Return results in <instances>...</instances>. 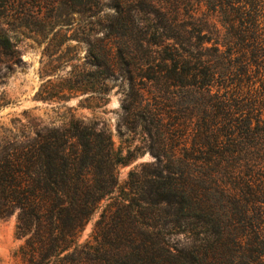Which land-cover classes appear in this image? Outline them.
<instances>
[{
  "label": "trees",
  "instance_id": "obj_1",
  "mask_svg": "<svg viewBox=\"0 0 264 264\" xmlns=\"http://www.w3.org/2000/svg\"><path fill=\"white\" fill-rule=\"evenodd\" d=\"M182 3L183 20L163 17L169 33L134 67L128 45L98 52L87 29L103 20L98 39L131 31L121 0H0V80L21 63V38L56 26L58 36L86 14L81 36L60 42H86L88 67L47 79L35 98H102L120 77L143 134L116 148L98 121L72 118L0 145V217L15 214L24 264H264V0ZM146 151L154 159L120 186L117 167Z\"/></svg>",
  "mask_w": 264,
  "mask_h": 264
},
{
  "label": "rangeland",
  "instance_id": "obj_2",
  "mask_svg": "<svg viewBox=\"0 0 264 264\" xmlns=\"http://www.w3.org/2000/svg\"><path fill=\"white\" fill-rule=\"evenodd\" d=\"M111 3V0H100ZM126 25L131 31L122 28L110 38L103 37L102 27L107 21L88 24L90 33L97 32L93 44L98 52L109 51L114 54L120 48L129 46V58H124L134 67H145L151 59L146 49L156 50L158 47L151 43H163V35L167 34L163 26L164 18L170 16L175 25L184 18L183 0H121ZM111 6H103V12L111 11ZM127 10V11H126ZM72 29H61V34L54 35L59 27H53L45 32L46 38L35 35L21 38L18 47L21 63L3 80H0V145L7 142H20L22 135L34 134L43 128L59 127L70 119L96 120L111 132V138L116 148H123L140 143L143 134L136 126L132 116L127 117L123 109V94L121 79L118 77L108 81L109 90L102 98L97 95L77 94L62 103L53 98L42 101L35 98V93L41 83L51 79L58 83L67 72L74 71L75 66L88 67L87 52L89 45L78 42L73 38L60 42L64 35L80 37L84 22L88 21L86 14L73 16ZM123 17V15H122ZM164 17V18H163ZM124 18V17H123ZM66 19V18H62ZM94 21H97L94 19ZM179 29V26L177 27ZM99 30V31H98ZM164 33V34H163ZM171 33V32H170ZM50 39H52L50 41ZM141 44L143 46H141ZM59 57V60H56ZM53 60V61H51ZM67 64L64 66V61ZM117 66H123V58H116ZM126 82V81H125ZM126 85V83H125ZM124 153V152H123ZM154 157L146 151L126 165L117 167L118 184L123 186L128 173L139 168L143 162H150ZM107 201L90 217L79 235V243L90 240L96 220ZM23 240L15 234V214L0 217V264H24L19 253Z\"/></svg>",
  "mask_w": 264,
  "mask_h": 264
}]
</instances>
